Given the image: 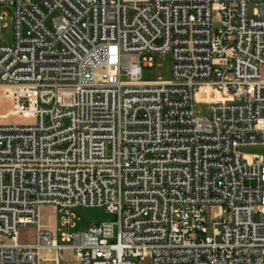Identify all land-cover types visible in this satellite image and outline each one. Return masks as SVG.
I'll return each mask as SVG.
<instances>
[{"label": "built area", "instance_id": "built-area-1", "mask_svg": "<svg viewBox=\"0 0 264 264\" xmlns=\"http://www.w3.org/2000/svg\"><path fill=\"white\" fill-rule=\"evenodd\" d=\"M0 4L5 114L32 120L0 122V264H264V155L242 152L264 145V0ZM143 52L170 53L171 78L144 80ZM45 205L114 220L69 231Z\"/></svg>", "mask_w": 264, "mask_h": 264}, {"label": "rangeland", "instance_id": "rangeland-1", "mask_svg": "<svg viewBox=\"0 0 264 264\" xmlns=\"http://www.w3.org/2000/svg\"><path fill=\"white\" fill-rule=\"evenodd\" d=\"M0 14H4L0 28V43L11 44L14 39V22H13V8L9 5L0 4ZM252 15V13H250ZM56 13H53L48 18V23L53 26V18L56 17ZM141 59L143 60V73L142 78L144 80H153L156 76L162 75L165 79L169 80L172 73V56L170 53L164 52H143L141 53ZM152 64H149V61ZM148 63V64H147ZM157 64H159L157 66ZM12 107V102L7 98L2 91H0V122L2 123H29L32 120L27 117H20L17 115H9L7 113ZM194 113L199 116L210 115V105L208 103L196 100L194 107ZM242 152L250 157L253 153H259L264 155V145H246L242 148ZM54 214H58V221H61L64 215L71 217V224L69 231H84L88 229L94 223H100L103 221H113L114 214L108 212L104 207L100 206H76L66 209L64 213L58 211L55 206L45 205L41 208V222L43 224H50ZM258 219V216H256ZM65 230H68L64 227ZM36 237L35 227L32 225L20 227L19 238L21 241L30 242ZM44 256L49 255L44 252ZM147 260L143 264H147ZM41 264H81L79 258H77L74 252L70 249L64 251L63 256L60 258L59 263L50 260H41Z\"/></svg>", "mask_w": 264, "mask_h": 264}]
</instances>
